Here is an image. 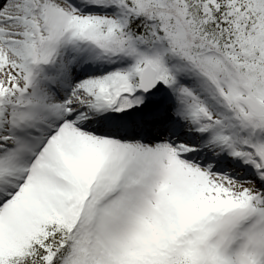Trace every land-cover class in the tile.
<instances>
[{"label": "snow or ice", "instance_id": "obj_1", "mask_svg": "<svg viewBox=\"0 0 264 264\" xmlns=\"http://www.w3.org/2000/svg\"><path fill=\"white\" fill-rule=\"evenodd\" d=\"M0 264H264V0H0Z\"/></svg>", "mask_w": 264, "mask_h": 264}]
</instances>
